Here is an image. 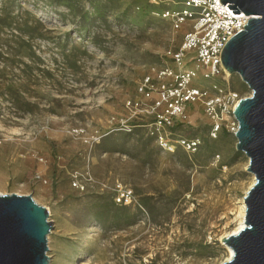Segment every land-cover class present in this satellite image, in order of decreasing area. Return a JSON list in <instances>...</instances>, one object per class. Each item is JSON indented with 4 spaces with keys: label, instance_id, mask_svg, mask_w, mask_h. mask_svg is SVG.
I'll list each match as a JSON object with an SVG mask.
<instances>
[{
    "label": "rangeland",
    "instance_id": "1",
    "mask_svg": "<svg viewBox=\"0 0 264 264\" xmlns=\"http://www.w3.org/2000/svg\"><path fill=\"white\" fill-rule=\"evenodd\" d=\"M163 7L0 0V191L47 208L49 264H219L228 253L221 239L253 177L235 133L213 135L200 99L159 130L129 105L149 65L188 31L157 16ZM195 70L209 89L252 93L237 73ZM123 187L127 204L116 201Z\"/></svg>",
    "mask_w": 264,
    "mask_h": 264
},
{
    "label": "water",
    "instance_id": "2",
    "mask_svg": "<svg viewBox=\"0 0 264 264\" xmlns=\"http://www.w3.org/2000/svg\"><path fill=\"white\" fill-rule=\"evenodd\" d=\"M234 13L250 16L220 54L224 68L237 73L252 90L234 110L236 148L249 158L255 182L248 189L245 227L221 239L234 254L219 264H264V0H221ZM49 212L30 194H0V264H49Z\"/></svg>",
    "mask_w": 264,
    "mask_h": 264
},
{
    "label": "built area",
    "instance_id": "3",
    "mask_svg": "<svg viewBox=\"0 0 264 264\" xmlns=\"http://www.w3.org/2000/svg\"><path fill=\"white\" fill-rule=\"evenodd\" d=\"M149 2L164 6L156 10L155 14L168 20L176 31L185 23L188 31L182 34L175 49L167 50L161 55L160 62L149 65L137 87V95L129 101V105L150 116L153 122L149 125L159 130L165 126L172 127L175 121L185 118L186 103L200 99L212 120L213 135L224 125L236 133L239 124L234 110L242 96L226 86L223 88L214 84L209 89L199 80L196 82L195 68H199L202 63L208 70L204 73V79L224 77L226 80L228 75L221 62V50L233 35L244 28L250 16L242 11L234 13L236 9H231L229 2L223 4L221 0ZM190 64H194L195 68L190 67ZM159 138L165 140L163 136ZM181 143L189 149L197 145V141L189 139H183ZM131 199L132 191L125 187L116 196L119 203L127 204Z\"/></svg>",
    "mask_w": 264,
    "mask_h": 264
},
{
    "label": "bare ground",
    "instance_id": "4",
    "mask_svg": "<svg viewBox=\"0 0 264 264\" xmlns=\"http://www.w3.org/2000/svg\"><path fill=\"white\" fill-rule=\"evenodd\" d=\"M227 71V70H226ZM227 75L228 76H230V72L229 71H227ZM165 149H169V150H173V147L172 146H169L168 144H165ZM149 177H151V176H149ZM163 178V177H162ZM166 178V177H165ZM166 181V180H165ZM255 182V176H254V174H253V177H252V182H251V184L249 185V187H248V189L253 185V183ZM159 186H155V184H150V186L153 188H158V187H160V184H158ZM248 189L246 190V193H247V191H248ZM246 193H245V195H246ZM0 194H5V193H3V192H1L0 191ZM245 195H244V197H245ZM244 197H243V200H242V204H241V206H240V212H239V221H238V223H237V226L236 227H234L233 229H231V230H229V231H227V232H225L224 234H223V236H222V238H224V237H227V236H229V235H231V234H237L242 228H244L245 227V225H246V223H245V216H246V208H247V206H246V203H245V199H244ZM116 241V240H115ZM118 241V240H117ZM223 242V241H222ZM224 243V242H223ZM224 245L226 246V248H227V250H228V253H227V255L225 256V257H223V260L222 261H227V260H230L231 258H232V256H233V254H234V250L229 246V245H227L226 243H224ZM221 261V262H222Z\"/></svg>",
    "mask_w": 264,
    "mask_h": 264
}]
</instances>
